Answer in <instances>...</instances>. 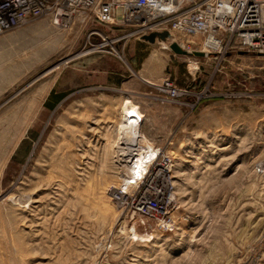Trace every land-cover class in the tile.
<instances>
[{"label": "rangeland", "instance_id": "obj_1", "mask_svg": "<svg viewBox=\"0 0 264 264\" xmlns=\"http://www.w3.org/2000/svg\"><path fill=\"white\" fill-rule=\"evenodd\" d=\"M93 26L0 34V264H264V55ZM147 148L163 218L112 197Z\"/></svg>", "mask_w": 264, "mask_h": 264}, {"label": "built area", "instance_id": "obj_2", "mask_svg": "<svg viewBox=\"0 0 264 264\" xmlns=\"http://www.w3.org/2000/svg\"><path fill=\"white\" fill-rule=\"evenodd\" d=\"M33 18H46L57 28H67L76 20L85 25L92 19L105 26L86 32L87 42L97 50H112L130 34L117 33L123 29L141 35L166 30L188 43L197 41L206 52L223 54L233 48L264 55V0H0V34ZM167 86L174 96L176 87ZM134 154L129 173L112 197L131 215L163 218L169 200L158 198L152 189L167 160L148 148Z\"/></svg>", "mask_w": 264, "mask_h": 264}, {"label": "water", "instance_id": "obj_3", "mask_svg": "<svg viewBox=\"0 0 264 264\" xmlns=\"http://www.w3.org/2000/svg\"><path fill=\"white\" fill-rule=\"evenodd\" d=\"M169 36V32L164 30V31H153L149 34H145L143 37L145 39H148L150 41H153L155 39V37H158V38H161V39H164L166 37ZM171 48L177 52H183V50L178 46L177 43H171Z\"/></svg>", "mask_w": 264, "mask_h": 264}, {"label": "bare ground", "instance_id": "obj_4", "mask_svg": "<svg viewBox=\"0 0 264 264\" xmlns=\"http://www.w3.org/2000/svg\"><path fill=\"white\" fill-rule=\"evenodd\" d=\"M125 115L127 116V118H128V120H137L140 116H141V114H139V115H137V116H135L136 115V113H137V111L135 110V108L134 107H127L126 109H125ZM127 118H126V120H127ZM135 127V126H134ZM133 130V129H132ZM134 145V144H133ZM125 146V145H124ZM123 146V147H124ZM134 148V147H133ZM131 149H132V147H131ZM131 149H130V151H131ZM133 150V149H132ZM121 151V150H120ZM134 152V151H133ZM127 153H130V152H127ZM135 153V152H134ZM133 154V153H132ZM132 156V155H131ZM160 173V172H159Z\"/></svg>", "mask_w": 264, "mask_h": 264}]
</instances>
